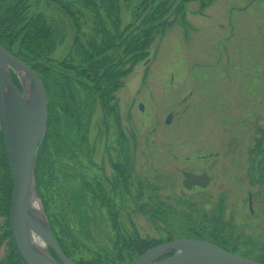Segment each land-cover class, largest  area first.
Here are the masks:
<instances>
[{"label":"rangeland","instance_id":"rangeland-1","mask_svg":"<svg viewBox=\"0 0 264 264\" xmlns=\"http://www.w3.org/2000/svg\"><path fill=\"white\" fill-rule=\"evenodd\" d=\"M165 1L175 6L181 0ZM141 3L119 1L122 30ZM73 5L87 36L100 21L111 28L101 5ZM56 6L30 0L29 14L42 13L64 28L54 55L63 59L72 52L75 29ZM199 8L198 2L186 5V26L173 7L165 19L174 23L155 36L149 60L121 80L115 94L120 124L105 123L96 106L87 141L64 133L41 167V209L57 232L64 224L92 252L81 251L85 259L116 255L108 208L93 197L96 183L127 236L165 244L193 239L189 229L195 228L203 238L197 240L211 242L218 224L225 247L251 260L264 255V0H215L203 14ZM116 166L127 171L126 185ZM182 172L207 174L211 182L188 191ZM150 211L162 214L155 218ZM5 225L2 216L0 238ZM9 245L3 241L0 261Z\"/></svg>","mask_w":264,"mask_h":264},{"label":"trees","instance_id":"trees-1","mask_svg":"<svg viewBox=\"0 0 264 264\" xmlns=\"http://www.w3.org/2000/svg\"><path fill=\"white\" fill-rule=\"evenodd\" d=\"M61 9L74 27L75 38L70 55L63 59L54 58L57 45L65 41L64 28L50 25L48 18L42 13L29 14L30 0H0V43L6 50L30 66L42 80L48 99V126L46 137L40 145L36 157L35 179L39 189L41 184V167L49 162V156L65 134L80 136L82 142L87 141L89 127L96 106H100L104 114V122L113 118L119 125V112L115 94L121 88V80L127 77L140 63L149 60L148 50L155 36L164 33L174 22L165 19L167 13L174 7L173 13L186 26L185 7L189 3L200 4L199 14L215 0H181L175 6L165 0H142L134 13V21L124 30L121 29L119 1L107 2L83 0H52ZM76 4L87 8L101 5L109 24L101 22L94 29V34L87 36L83 32L82 13L76 9ZM71 3V4H70ZM148 11V12H147ZM101 20L100 18H98ZM128 67V68H127ZM14 84L22 91L17 76L11 72ZM65 133V134H64ZM52 151V152H51ZM117 176L123 184L127 182V171L123 166L115 167ZM0 217L6 218L3 238L9 240V256L0 264H22L18 257L10 232L9 217L12 204L13 180L5 156L3 136L0 132ZM94 199L101 207H106L110 222L114 228L116 255L112 257L93 254L85 259L81 255L83 246L71 235L70 230L60 225L62 230L56 231L50 220L52 231L63 251L71 260L78 264H132L146 251L163 243L145 241L134 233L124 234L118 215L110 208V198L106 190L95 184ZM151 217H159L161 211L149 212ZM200 229V228H199ZM219 225H214L211 241L228 252L236 253L225 247L220 241L222 236ZM195 228H190L189 238L203 239L194 234ZM173 241L168 239L164 243ZM85 252V251H84ZM53 258H58L51 251ZM87 254H92L85 252ZM237 254V253H236ZM264 264V255L253 259ZM59 262V261H58Z\"/></svg>","mask_w":264,"mask_h":264},{"label":"water","instance_id":"water-1","mask_svg":"<svg viewBox=\"0 0 264 264\" xmlns=\"http://www.w3.org/2000/svg\"><path fill=\"white\" fill-rule=\"evenodd\" d=\"M107 2L111 0H83ZM11 72L20 81L22 91L14 84ZM24 81H23V78ZM48 126V99L40 77L26 63L0 43V132L14 182L10 230L17 255L23 264H78L62 251L43 209V220L32 213L30 193L35 190V161ZM183 187L206 188L207 174L182 172ZM40 240L45 250L34 246ZM51 250L58 258L56 261ZM134 264H261L226 251L214 243L196 239H178L156 246Z\"/></svg>","mask_w":264,"mask_h":264},{"label":"bare ground","instance_id":"bare-ground-1","mask_svg":"<svg viewBox=\"0 0 264 264\" xmlns=\"http://www.w3.org/2000/svg\"><path fill=\"white\" fill-rule=\"evenodd\" d=\"M23 81H24V78H23ZM30 204H31V207H32V213H33V215L38 220H43L44 219V215H43V212L41 210V205L39 203V200L36 198V192H35V190H33L30 193ZM33 244H34L35 247H37L39 249H42V250H45V246H44V244L40 240H38V239L35 238L33 240Z\"/></svg>","mask_w":264,"mask_h":264}]
</instances>
